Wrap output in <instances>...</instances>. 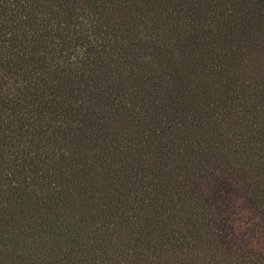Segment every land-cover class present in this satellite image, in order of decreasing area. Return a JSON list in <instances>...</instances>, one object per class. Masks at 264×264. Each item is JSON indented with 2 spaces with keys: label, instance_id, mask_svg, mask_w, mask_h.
I'll return each instance as SVG.
<instances>
[{
  "label": "trees",
  "instance_id": "16d2710c",
  "mask_svg": "<svg viewBox=\"0 0 264 264\" xmlns=\"http://www.w3.org/2000/svg\"><path fill=\"white\" fill-rule=\"evenodd\" d=\"M0 264H264V0H0Z\"/></svg>",
  "mask_w": 264,
  "mask_h": 264
}]
</instances>
